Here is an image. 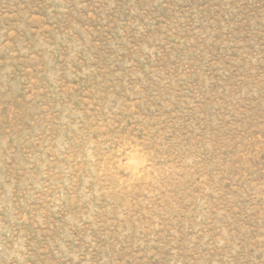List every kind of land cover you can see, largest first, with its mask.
<instances>
[{
  "label": "rangeland",
  "instance_id": "rangeland-1",
  "mask_svg": "<svg viewBox=\"0 0 264 264\" xmlns=\"http://www.w3.org/2000/svg\"><path fill=\"white\" fill-rule=\"evenodd\" d=\"M0 264H264V0H0Z\"/></svg>",
  "mask_w": 264,
  "mask_h": 264
}]
</instances>
